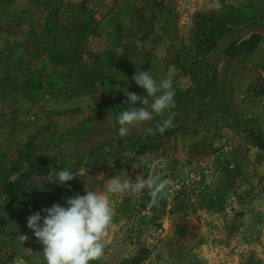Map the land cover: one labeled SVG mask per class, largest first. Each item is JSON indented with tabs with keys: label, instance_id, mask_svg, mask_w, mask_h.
Segmentation results:
<instances>
[{
	"label": "rangeland",
	"instance_id": "obj_1",
	"mask_svg": "<svg viewBox=\"0 0 264 264\" xmlns=\"http://www.w3.org/2000/svg\"><path fill=\"white\" fill-rule=\"evenodd\" d=\"M150 69L173 81L172 131L149 134L166 113L119 137L125 93L144 95L131 78ZM60 167L113 202L94 264H264V0H0V264H44L27 217L65 206L70 181L44 174ZM115 176L168 183L153 204L108 194Z\"/></svg>",
	"mask_w": 264,
	"mask_h": 264
},
{
	"label": "clouds",
	"instance_id": "obj_2",
	"mask_svg": "<svg viewBox=\"0 0 264 264\" xmlns=\"http://www.w3.org/2000/svg\"><path fill=\"white\" fill-rule=\"evenodd\" d=\"M132 81L144 90V95H137L127 90L125 104L129 107L116 117L119 125L117 135L125 137L131 128L151 121L154 115L167 118L157 123L149 134H163L171 127L175 107L173 81L169 75L159 81L149 71H136ZM78 175H84V168L73 171L72 167L52 168L47 173V181L55 185H65ZM168 181L159 177L144 179L136 176L133 181L129 176H115L107 183L106 191L111 196L121 193L140 194L145 189L152 197V203L164 193ZM69 189L71 188L68 185ZM41 190H44L41 188ZM43 214V215H42ZM114 215L113 202L104 194H98L87 188L85 195L69 197L65 206L53 204L42 208L27 217V227L32 230L37 240L43 245L44 264H94L104 255L103 238ZM20 240L27 239L20 236Z\"/></svg>",
	"mask_w": 264,
	"mask_h": 264
},
{
	"label": "trees",
	"instance_id": "obj_3",
	"mask_svg": "<svg viewBox=\"0 0 264 264\" xmlns=\"http://www.w3.org/2000/svg\"><path fill=\"white\" fill-rule=\"evenodd\" d=\"M219 28H220V26H219V25H216L213 29H211V30L209 31V33H208V37L205 38V39H203V40H201V41L199 42V44H198V48H199L201 54H205V55H207V54L211 53V52L215 49V47H216V42H217L218 40H220V39L222 38V36H223V32H222V30L219 31V30H218ZM218 31H219V32H218ZM214 32H218V34L212 36L211 34H214ZM204 34H205V33H204ZM204 34H203V35H204ZM257 36H258L257 33H253V35L251 36V38H250L249 40H247V41H243V42H241V43H232V44H230V45L225 49V51H224V55H226V56H228V57H234V56H236V55L239 53V51H240V49L242 48V46L251 44V42H252ZM60 47H61V53H60L59 57H65V56H66V52L68 51L69 48H68L67 46H63V45H57L55 48H60ZM155 128H156V127H153V129H155ZM169 131H172V129H171V128L166 129L164 133H167V132H169ZM164 133H163V134H164ZM154 135H155V136H156V135H160V133L157 131V132L154 133ZM145 150H146V148H145V147H142V148H140V149L137 151V153H138V154H141V153H143ZM46 167L48 168V166H46ZM48 171H49V170L45 171L44 174L47 175ZM29 176H30L29 173H28V174H23L22 178H23V179H27ZM75 182H76L75 179H73L72 181H70V186H71V188H70V190H69L68 198H69V197H73V196H75V195H77V194L81 195V193L79 192L78 187L75 185ZM19 187H21V183H20V182H14V183H12V182H7V183L4 185V187H3V189H2V192L5 193V194H10V193H12L13 189H16V188H19Z\"/></svg>",
	"mask_w": 264,
	"mask_h": 264
},
{
	"label": "crops",
	"instance_id": "obj_4",
	"mask_svg": "<svg viewBox=\"0 0 264 264\" xmlns=\"http://www.w3.org/2000/svg\"><path fill=\"white\" fill-rule=\"evenodd\" d=\"M3 232V225L0 226V233Z\"/></svg>",
	"mask_w": 264,
	"mask_h": 264
}]
</instances>
